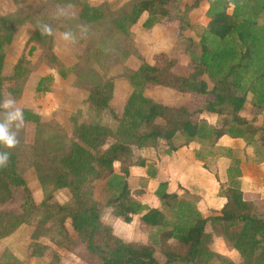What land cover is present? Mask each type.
I'll return each instance as SVG.
<instances>
[{
	"label": "trees",
	"instance_id": "trees-1",
	"mask_svg": "<svg viewBox=\"0 0 264 264\" xmlns=\"http://www.w3.org/2000/svg\"><path fill=\"white\" fill-rule=\"evenodd\" d=\"M184 1L130 2L116 10L120 13L119 17L109 21L108 18L105 20L104 5L95 7L83 0H54L56 5L76 6V19L91 24L106 22L112 33L117 31L126 36L132 35V27L144 14L147 16L142 24L145 29L153 27L161 19H176L177 38L189 39L188 47L196 43L200 50L197 55L186 50L193 64V70L187 76L173 72L177 59L163 52L154 55L152 64H142L128 77L131 91L119 118L108 105L111 83L97 84L94 91L89 93L88 102L92 107L98 112L109 111L116 120L115 133L100 124L83 126L82 144L72 146L62 160L64 171L56 180L58 186L69 189L71 199L64 205L55 203L47 206L43 202L38 210L44 211L41 223L49 221L54 211L56 215L60 214L57 232L67 236L68 224L86 249L97 258L96 264H209L214 258L221 264H235L210 249V234L206 231L208 222L222 228L225 246L238 253L242 264H264V209L243 198L237 160H233V166L227 169L229 182L221 195L223 203L218 215L211 218L203 217L191 202L169 193L166 182L158 183L152 191L160 204L159 208L147 207L142 200L134 198L136 192H131L127 182L133 167L145 169L147 177L155 179L154 163L136 157L135 150L155 149L160 142L166 146L165 154L170 155L191 143L214 147L225 139L241 140L251 146L260 134L258 142L264 148V122L257 125L253 118L242 115L249 103L256 108H264V0H206L208 9L197 42L185 37L182 32L189 25L186 15L189 6L183 4ZM173 16L176 18L171 19ZM11 26L7 18L0 17V98L6 80L1 75L5 46L13 36ZM39 34L37 31L34 39L40 42L43 38ZM99 45L101 48L97 54L105 55V42L99 39ZM51 48L49 44L48 49ZM35 50L36 46H31L28 55ZM26 73L24 62L20 61L11 80L17 82L25 79ZM60 76L65 77L63 72ZM51 82L52 76L41 78L35 92L49 93L47 84ZM155 87L196 94L205 97V100L199 109L190 112L183 105H166L145 95ZM196 114L221 117V125L211 126L206 121L197 123L193 120ZM23 115L26 120L37 122L38 117L29 111L24 110ZM159 119L161 123L157 122ZM111 135H114V141L102 149L106 136ZM5 152L10 155L7 166L0 168V202L9 196L10 185L23 186L27 191L24 180L16 170V156L12 150L0 144V154ZM195 157L202 160L198 151ZM97 181L103 183L110 193V200L105 204L93 199V187ZM25 199L30 208H37L30 195ZM105 208L126 224H132L139 216L144 228L164 229L158 235L157 242L155 240V245L124 242L103 221ZM25 220L26 213L22 216L0 214V237L11 235L25 224ZM235 227H240L239 231L230 232ZM37 231L33 233L30 252L33 245L40 247L36 244L40 237ZM49 240L53 242L52 236ZM171 241L181 247V252L170 248ZM156 243L165 259L163 262L155 258ZM31 253L29 255L32 257L42 254L34 249Z\"/></svg>",
	"mask_w": 264,
	"mask_h": 264
},
{
	"label": "rangeland",
	"instance_id": "rangeland-1",
	"mask_svg": "<svg viewBox=\"0 0 264 264\" xmlns=\"http://www.w3.org/2000/svg\"><path fill=\"white\" fill-rule=\"evenodd\" d=\"M83 1L92 5H104L105 20L108 18L112 21L120 15L117 9L138 0ZM200 1L204 0L183 2V4L185 2L191 4L192 9L191 13L189 10L186 11L188 20H191L190 30L182 32L187 36L191 35V39L196 41L205 23ZM64 5H56L54 0H0V17L7 18L13 28L11 41L5 46L1 70V75L6 80L2 86L0 98V123L6 122L7 114L14 112L17 108L22 112L27 110L38 117L37 122H32L26 120L23 115L22 124L20 120H16L10 125V131L16 133L19 140L17 146L10 150L16 156V170L24 180L27 191L23 186L10 185L9 196L0 202V214L22 216L26 213V220L25 224L18 227L11 235L0 237V264H96L98 262L68 224L67 236L57 232L56 224L61 218L60 214L56 215L54 211L55 214L51 215L49 221L41 223L44 219V211L38 210V207L43 202H46L47 206L55 203L64 205L71 199L69 189L58 186L56 180L64 171L62 160L69 154L72 146L82 144L83 126L100 124L115 133L116 120L109 111L98 112L92 107L88 100L89 93L94 91L97 84L111 83V98L108 105L118 118L121 117L131 91L128 77L144 63L138 62L139 59L134 62L132 58L135 56L133 35L126 36L117 31L112 33L106 22L91 24L78 20L76 6L69 8ZM170 18H176V16ZM160 22L169 26L166 31H174V28L178 27L176 19L171 21L161 19ZM48 29H51V34H48ZM37 31L43 38L40 42L34 39ZM99 39L103 40L106 46V53L102 56L97 54V50L101 48ZM49 44L52 46L51 51L48 49ZM31 46H36V50L29 56L28 50ZM187 49L196 55L200 52L196 43L188 47V42L181 41L168 53L177 59V64L172 70L177 75L187 76L193 70L191 59L186 53ZM20 61L24 62L27 73L25 79L15 82L11 78ZM61 72L65 77L60 76ZM46 76H52V82L47 84L50 91L46 94H37L35 92L37 83ZM155 89H158L153 91L158 100L153 99L157 102L163 101L170 106L183 105L190 112L199 109L205 100L203 96L182 93L181 95L166 87H155ZM147 92H145L146 96H148ZM151 96L155 94L149 97ZM9 99L13 101V105L6 109L3 104ZM1 111H6V115ZM243 115L253 118L257 125L264 122V108H256L251 103L246 105ZM193 120L197 123L206 121L215 127L221 125V117L213 114H196ZM157 122L161 123L162 120L159 119ZM259 136L260 134L256 137L255 144L251 146L241 140L227 139L221 140L214 147L200 146L198 152L203 166L201 163L196 167L198 171L204 173V176L197 178L196 187L191 186V173L194 174L195 170L194 168L191 170V167L188 173L190 179L186 184L178 183L177 179L173 180L166 176L165 168L160 177L163 181L167 180L168 184H179L181 200L191 202L193 208L197 209L203 217L211 218L218 215L223 203L221 195L229 182L227 169L231 167L233 160H237L241 171L239 181L243 198L255 203L260 207L259 209H264V163L262 162L264 148L259 145ZM105 140L106 144L102 149L107 148L114 141V135L106 136ZM194 147L196 145L191 144L185 150L190 152L189 150ZM155 150L159 152H157L158 155L164 157L166 150L164 142L158 143ZM135 155L138 156L137 150ZM200 168L203 170L201 171ZM174 171L173 168L171 172L176 177L179 171L176 170L175 174ZM145 174V171L135 169L130 183L128 182L129 187L131 192H136L133 194L134 198L153 203L154 184L146 178ZM93 189V199L99 204H105L110 200V193L103 183L95 182ZM27 195H30L34 205L37 206L36 209L30 208L25 203ZM116 220L128 225L120 218L110 215L108 208L103 209V221L106 224L112 225ZM129 228H131L130 231ZM239 228H231L230 232H238ZM148 229L138 227L137 223L125 228H122V225H116L118 236L125 241L155 245V240L157 242L158 235L164 228L156 227L151 231ZM35 231L40 236L36 240L37 246L40 247L33 245V249L37 250L38 254L40 252L42 254L32 257L29 254L33 249L31 252L29 249L33 244ZM206 231L210 234L212 251L226 260H232L235 264H242L238 253L225 246L221 227L217 228L208 222ZM51 236L56 244L49 240ZM158 248L159 244L156 243L155 258L163 262L165 259ZM170 248L181 252V247L175 241H171ZM209 264H221V262L214 258Z\"/></svg>",
	"mask_w": 264,
	"mask_h": 264
},
{
	"label": "crops",
	"instance_id": "crops-1",
	"mask_svg": "<svg viewBox=\"0 0 264 264\" xmlns=\"http://www.w3.org/2000/svg\"><path fill=\"white\" fill-rule=\"evenodd\" d=\"M200 2H201L200 3L201 4V8H203L204 17H205V13H206V11L208 9V3H207L206 0L200 1ZM185 4L187 6H189L188 10L191 13V9H192L191 8V4H187L186 2H185ZM90 5L96 7V6H99V5H102V4H97V5L90 4ZM146 17H147L146 14H144L140 18L138 23L136 25H134L132 27V29H131V32H132V35H133V38H134L133 39L134 40V45H133V47H134L133 49L134 50L133 51L135 53V56H132V58L134 59V62H135L136 59L137 60L139 59L138 62L140 61L141 63L152 64L153 63V57L157 53L163 52V53L168 54L174 47L179 45L181 43V41H186V42H188V44L190 43L189 39H178L177 38V36H176L177 29L174 28V31L173 30L172 31H166V28L169 27V26H165L167 24H165L164 22H159V23L155 24L153 27H151L149 29L143 28L142 24H143L144 20L146 19ZM187 19H188V17H187ZM190 21L188 20L189 25L185 29L186 31L190 30ZM170 24L171 23H169V25ZM184 36L187 37V38H191V35L187 36V35L184 34ZM196 39H198V38H196ZM193 40L196 41L195 39H193ZM133 59H131L132 63H134ZM178 75L183 76L181 74H178ZM157 90L158 89L154 88L153 90L148 91L147 92L148 97L150 95H154L155 94V96H151V98H154V99L156 98L158 100V98L156 97V93L153 92V91H157ZM168 91H171V90L168 89ZM152 93H154V94H152ZM178 94H181V93H178ZM160 102L163 103V104H166L163 101H160ZM166 105H168V104H166ZM76 109H78V108H76ZM242 115H243V113H242ZM191 144H195L196 147H194V149L190 148L191 149V150H189L190 152H186V150H185L188 147V145H187V146L179 148L177 151L172 152L170 155H167V154L164 153V157L162 155H158L159 152L157 150H155V149H152V148H148V149H144V150H138V156H136V157H141V158L147 160L148 162L150 161V162L156 163V164H154V167L156 168V177H155V179H150L145 174L146 178L148 180L152 181V183L154 184L152 189H154L155 186L158 183H160V182L161 183L162 182H167V180L163 181L161 179V177H160L161 174L163 173V169L164 168L166 169L165 170L166 171L165 172L166 176L172 178L173 180L177 179L178 183H182L183 182L185 184L190 179V177L188 175L190 167L192 168L191 170H193V168H194L195 169L194 170V174L191 173V186L193 185L194 187H196L195 185H197V181H198L197 178L199 176H204V173L198 171V168L196 167V165H199V164L202 163L201 165L203 166V161L202 160H197L196 157H195V152L198 151L200 145L196 144V143H191ZM191 144H189V145H191ZM159 161H161V162L159 163ZM163 161L165 162L164 164H163ZM137 168L142 170V171H145V173H146V170L143 169V168L133 167V168L130 169V176L127 179V182L130 183L132 175H133L135 169H137ZM173 168H174L175 171L176 170L179 171V173L177 174L176 177L171 172ZM200 170H201V168H200ZM175 171H174V174H175ZM129 183H128V185H129ZM178 185L179 184L173 185V183H171V184L167 183V188H168V192L169 193H175L180 198V196H181L180 195V190L181 189H179L180 187ZM137 189H139V188H137ZM152 197H153V195H152ZM153 199H154L153 203H146V202L143 201V204L144 203L147 204V205H145L147 207L148 206H151V207L153 206V207H158L159 208L160 207L159 202L154 197H153ZM109 214H110V210H109ZM114 218H116V217H114ZM135 223H137L138 227L143 228V226H141V223H140V220H139V216H136L134 222L132 224H128L129 226L123 224L122 222H117V220L112 225H110V224L109 225L112 227L114 235H116L118 238L122 239L124 242L141 243V242H135V241H125V239H123L122 237H119L117 232H116V225L117 224L120 225V226L122 225V228H125V227H131ZM152 229L153 228H149L148 231H151ZM130 230H131V228H129V231ZM141 244H145V243H141Z\"/></svg>",
	"mask_w": 264,
	"mask_h": 264
},
{
	"label": "clouds",
	"instance_id": "clouds-1",
	"mask_svg": "<svg viewBox=\"0 0 264 264\" xmlns=\"http://www.w3.org/2000/svg\"><path fill=\"white\" fill-rule=\"evenodd\" d=\"M48 34H51V29H48ZM13 105L12 100H6L3 104L4 108H10ZM23 112L21 109L17 108L14 112H9L7 114L6 122L0 123V144L8 149L14 148L19 143L17 135L10 131V125L13 121L20 120L23 123ZM19 127V125L17 126ZM9 153L5 152L0 154V168L6 167L9 161Z\"/></svg>",
	"mask_w": 264,
	"mask_h": 264
}]
</instances>
